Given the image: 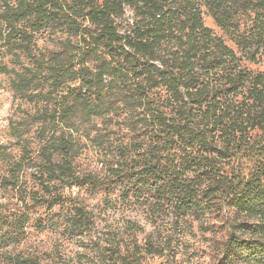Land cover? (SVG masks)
I'll list each match as a JSON object with an SVG mask.
<instances>
[{
    "label": "trees",
    "instance_id": "trees-1",
    "mask_svg": "<svg viewBox=\"0 0 264 264\" xmlns=\"http://www.w3.org/2000/svg\"><path fill=\"white\" fill-rule=\"evenodd\" d=\"M201 4L234 35L244 59L264 58V0H0V72L20 103L37 107L10 121L12 140L0 143L1 185L17 187L33 157L26 135L36 126L39 177L106 196L147 197L177 221L218 219L225 230L220 264H264V72L240 65L204 26ZM126 6L131 31L121 32L116 18ZM57 29L68 37L38 50L37 35ZM160 87L175 101L171 114L149 98ZM115 125L126 126L127 141H109ZM82 133L106 144L102 176L76 172ZM43 185L50 196L36 198L37 205L63 202L55 186ZM30 219L28 212L0 214V249L19 243ZM35 225L45 227L40 218ZM88 225L77 209L72 233ZM117 259L139 264L132 254ZM0 260L41 264L21 253H0Z\"/></svg>",
    "mask_w": 264,
    "mask_h": 264
},
{
    "label": "rangeland",
    "instance_id": "rangeland-1",
    "mask_svg": "<svg viewBox=\"0 0 264 264\" xmlns=\"http://www.w3.org/2000/svg\"><path fill=\"white\" fill-rule=\"evenodd\" d=\"M200 6L204 26L211 29L213 35L221 37L235 52L240 65L253 73L264 72V58L256 61L244 59L234 35L218 27L204 4ZM132 18V10L126 6L124 16L116 18L121 32L131 31ZM66 37L65 31L46 30L37 35V48L51 49ZM4 60L9 66L12 65L6 58ZM212 78L214 82L219 77ZM149 98L153 105L167 114L175 109V101L165 87L152 89ZM36 108L34 104L20 103L13 95L9 76L0 72V143L12 140L11 120H18L25 111L34 112ZM95 123L96 128L102 130L101 117L96 118ZM35 128L26 135L33 157L20 171L17 187L0 183V214L28 212L31 219L25 226L24 238L19 243L0 249V253L30 255L38 258L41 264H119V253L137 256L139 264H220L218 258L221 256L225 230L218 219H210L207 223L192 219L177 221L169 207L147 197L126 198L117 192L106 196L100 190L93 191L85 186L63 188L61 183H54L46 175L39 177L43 163ZM96 128L90 133L92 137L97 133ZM129 136L126 126L110 127L109 141L113 143L121 139L127 141ZM77 141L78 149L74 159L76 172H91L102 176L105 169L101 162L104 161L103 152L106 151L102 149L106 144H101L100 140L89 141L83 133ZM166 150L170 154L176 151L173 147ZM12 152L19 155L15 147ZM43 184L55 186V194H64L63 202L52 208L37 205L34 201L36 198L50 196ZM77 209L85 211L89 225L86 230L73 234L70 218ZM38 218L45 223L43 229L35 225ZM148 245L159 251L150 252ZM0 264L6 263L0 260Z\"/></svg>",
    "mask_w": 264,
    "mask_h": 264
}]
</instances>
